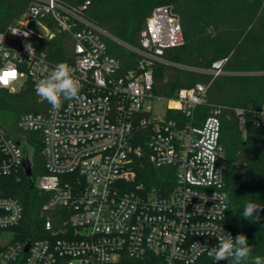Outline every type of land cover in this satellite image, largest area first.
Listing matches in <instances>:
<instances>
[{
  "label": "built area",
  "instance_id": "2783aa9c",
  "mask_svg": "<svg viewBox=\"0 0 264 264\" xmlns=\"http://www.w3.org/2000/svg\"><path fill=\"white\" fill-rule=\"evenodd\" d=\"M90 6L89 0L79 5L29 0L17 25L8 29L9 38L0 33V90L14 94L30 84L34 91L35 81L56 64L45 51L56 33L72 42L73 55L63 62L82 85L79 99L64 100L59 110L35 94L38 112L22 115L11 128L0 124V180L20 171L26 175L33 136L39 134L45 174L35 185L48 196L40 210L44 237L33 238L28 251V235L8 237L23 225L21 202L0 196V264H123L126 258L216 264L206 248L215 247L223 234L235 238L227 224L220 111L194 123L208 89L203 84L182 88L175 98L154 93L156 65L165 62L167 49L183 42L180 20L169 7L155 8L132 49L139 58L123 72L107 47V41H119L89 18ZM14 30L31 34L24 38ZM8 72L15 76L5 82ZM208 73L222 74V62ZM236 113L244 130L243 112ZM254 116L264 127V107ZM144 155L156 168L175 170L169 192L135 185ZM215 192L227 199H212Z\"/></svg>",
  "mask_w": 264,
  "mask_h": 264
},
{
  "label": "trees",
  "instance_id": "16d2710c",
  "mask_svg": "<svg viewBox=\"0 0 264 264\" xmlns=\"http://www.w3.org/2000/svg\"><path fill=\"white\" fill-rule=\"evenodd\" d=\"M60 1L79 5L87 0ZM89 1V18L119 41L109 40L107 47L123 72L136 64L139 56L132 49L139 46L140 33L155 8L169 7L179 18L183 42L167 49L165 62L156 65L154 93L175 98L182 88L197 84L208 87L204 102L195 109L194 123L201 124L213 109H219L230 199L227 224L234 237L246 235L253 256L264 257V209L259 211L258 221L250 222L241 216L248 201L264 208V127L256 125L254 116V111L264 107V0ZM28 6L29 0H0V33L17 25ZM72 49V42L57 33L45 46L49 59L55 63L68 60ZM217 62H222V74L214 77L208 71ZM39 106L30 84L14 94L0 90V124L11 128L22 115L38 112ZM236 110L243 112L244 130ZM33 137L31 177L20 171L0 180V196L18 199L24 209L23 225L11 230L18 240L27 235L32 239L44 237L45 220L40 210L48 196L35 183L45 174V166L42 145L36 138L40 135ZM136 172L135 185H142L149 192L167 193L175 183V170L156 168L147 155L138 160ZM124 187L130 190V184ZM123 264L147 263L126 258ZM196 264L214 263L204 259Z\"/></svg>",
  "mask_w": 264,
  "mask_h": 264
},
{
  "label": "clouds",
  "instance_id": "9594fccd",
  "mask_svg": "<svg viewBox=\"0 0 264 264\" xmlns=\"http://www.w3.org/2000/svg\"><path fill=\"white\" fill-rule=\"evenodd\" d=\"M38 23V22H37ZM13 34L22 35L24 38L30 36V32L14 30ZM31 53V45H26ZM74 68L67 62H58L53 70L44 78L35 81V94L44 101H47L54 110H59L64 100H78L82 85L74 77ZM220 185V179L217 178ZM222 186V185H221ZM214 200L227 199V194L221 195L215 192L212 197ZM264 208L253 201L244 204L241 216L243 219L258 221L260 219L259 211ZM206 248V247H205ZM208 254L214 257L216 264L220 261L229 260V264H264V257L260 255L253 256L252 246L248 243V238L244 234H238L235 238L231 234H223L217 241L215 247L207 249Z\"/></svg>",
  "mask_w": 264,
  "mask_h": 264
},
{
  "label": "water",
  "instance_id": "95a60500",
  "mask_svg": "<svg viewBox=\"0 0 264 264\" xmlns=\"http://www.w3.org/2000/svg\"><path fill=\"white\" fill-rule=\"evenodd\" d=\"M25 172H26V175L28 177H31V169H30V166L28 164H25ZM31 241H32V237L29 239V243H28V246L26 248V251L29 250ZM228 263H229V260H224L220 264H228Z\"/></svg>",
  "mask_w": 264,
  "mask_h": 264
},
{
  "label": "snow or ice",
  "instance_id": "6c2138e0",
  "mask_svg": "<svg viewBox=\"0 0 264 264\" xmlns=\"http://www.w3.org/2000/svg\"><path fill=\"white\" fill-rule=\"evenodd\" d=\"M15 76V72H8L4 74L5 77V82L7 81V77H14Z\"/></svg>",
  "mask_w": 264,
  "mask_h": 264
},
{
  "label": "rangeland",
  "instance_id": "374dc122",
  "mask_svg": "<svg viewBox=\"0 0 264 264\" xmlns=\"http://www.w3.org/2000/svg\"><path fill=\"white\" fill-rule=\"evenodd\" d=\"M11 236H13V233H10V235L8 236V237H11ZM11 239V238H10Z\"/></svg>",
  "mask_w": 264,
  "mask_h": 264
}]
</instances>
